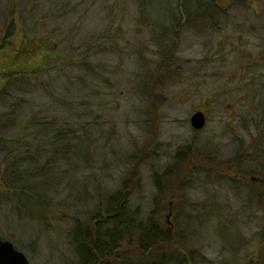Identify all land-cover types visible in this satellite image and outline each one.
I'll return each mask as SVG.
<instances>
[{"label":"rangeland","instance_id":"1","mask_svg":"<svg viewBox=\"0 0 264 264\" xmlns=\"http://www.w3.org/2000/svg\"><path fill=\"white\" fill-rule=\"evenodd\" d=\"M198 3L0 0V112L9 111L2 100L26 102L4 136L41 144L31 134L52 126L78 138L69 161L52 162L57 145L42 144L46 190L22 173V214L0 203V239L29 264L75 262L69 216L83 221L125 179L132 205L161 207L167 194L154 200L151 177L185 145L202 147L216 171L187 175L192 187L181 199L221 216L194 225L203 263L250 264L264 254V179L228 184L237 153L246 172L264 169V0H219L214 23ZM195 112L206 117L200 131L190 126ZM33 115L41 128H22ZM26 143H7L2 171ZM37 197L40 205L31 203Z\"/></svg>","mask_w":264,"mask_h":264},{"label":"trees","instance_id":"2","mask_svg":"<svg viewBox=\"0 0 264 264\" xmlns=\"http://www.w3.org/2000/svg\"><path fill=\"white\" fill-rule=\"evenodd\" d=\"M218 3L219 0H199L198 8L201 9L203 15L206 10L208 15L205 14V16L210 18V23L212 20L213 23L216 22L214 15L217 13ZM12 100L9 102L2 100L9 111L2 112L3 108L0 112V153L5 152L9 159L13 150L6 151L7 143L20 144L26 141L27 145L20 148L19 154H16L14 161L11 162L12 170L6 172L0 169L2 180L0 203L1 201L8 202L12 209L22 214L21 206L23 203L19 195L16 196L19 190L18 185L22 183L21 174L28 173L30 177L34 178L31 180L32 186L41 185L40 187L44 189L42 186L44 182L41 180L40 174L43 172V165L45 164L38 163L40 159L37 155L42 153L41 150H47L45 148L47 146L42 144L53 143V145H57V148L52 146L55 148L53 150L56 154L51 158L52 162L55 161L56 157L69 161L67 151L71 148L70 146L74 145V142H78V138H74L72 135L73 129L65 131L64 128H60L56 130L52 126H44L42 130L31 134L32 139L42 138L41 144L31 139L25 140L23 138L25 133L14 139L5 137L4 134L7 131L17 127V115L25 109L26 105V102L20 97ZM33 118L34 115L26 122L25 126L22 125V128H41L42 123L31 122ZM85 147L87 148L89 145H85ZM76 153L74 152V155ZM31 154L35 155L31 156ZM239 155L241 160L236 161ZM236 156L234 159L237 167L233 168L234 171H229V185L241 183L236 176L251 179L252 184L254 180L263 181L264 169L246 172L241 169L246 163V155L244 152H240ZM212 158L206 155L200 146L185 145L179 147L172 156L171 164L166 166L162 172H155L151 177L157 193L154 200H163L167 194L165 203L161 207L153 206L146 210L139 205H132L131 195L127 189L128 180L125 179L119 188L106 196L105 200L100 201L83 221L77 213H74V216H69L74 222L70 231L69 243L75 253L76 261L67 264H205L202 254L194 247L195 237H192L195 236L194 225L198 223L204 225L209 222L207 220L221 216L214 209L213 212L205 209L202 213L195 209L194 204L185 207L181 199L188 200L186 193L192 187V184L184 182V178L189 177L187 175L204 171L209 176H215L214 166L205 167L207 166L205 164L210 162ZM2 165L0 164V168ZM173 183L175 184L172 188H169V185ZM260 185L264 187L261 183ZM31 203L40 205L41 199L37 197L32 199ZM208 208L211 209L212 207ZM194 209L195 212L191 213ZM170 212L173 216L172 224L166 220ZM189 228L191 231L185 233ZM255 259L258 261H252L250 264H264V254Z\"/></svg>","mask_w":264,"mask_h":264},{"label":"water","instance_id":"3","mask_svg":"<svg viewBox=\"0 0 264 264\" xmlns=\"http://www.w3.org/2000/svg\"><path fill=\"white\" fill-rule=\"evenodd\" d=\"M190 126L198 131L205 126V116L201 112L194 113L190 118ZM0 264H29L23 253L15 249L8 240L0 239Z\"/></svg>","mask_w":264,"mask_h":264},{"label":"flooded vegetation","instance_id":"4","mask_svg":"<svg viewBox=\"0 0 264 264\" xmlns=\"http://www.w3.org/2000/svg\"><path fill=\"white\" fill-rule=\"evenodd\" d=\"M180 19H181V22L184 23V24H188L189 23V25H191L190 23H192V21L189 19V16H187V23L185 22L183 16H181Z\"/></svg>","mask_w":264,"mask_h":264}]
</instances>
